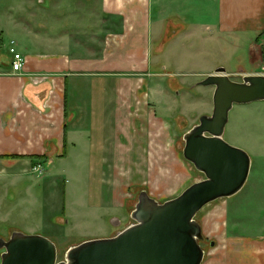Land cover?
Listing matches in <instances>:
<instances>
[{
  "label": "crops",
  "instance_id": "obj_1",
  "mask_svg": "<svg viewBox=\"0 0 264 264\" xmlns=\"http://www.w3.org/2000/svg\"><path fill=\"white\" fill-rule=\"evenodd\" d=\"M166 2L17 0L3 4L9 26L5 29L0 16V157L27 158H0V224L13 225L17 217L30 215L42 222L44 208L46 227H52L48 219L58 211L50 206L56 204L59 177L87 175L82 196L103 229L102 211L127 209L131 214L139 190L164 203L200 181L180 171L187 168L175 131L178 101L156 81L184 75L175 64L172 67L175 50L213 59V43L232 51L248 35L253 37L251 60L256 66L263 63L264 0H217L210 23L200 19L204 11L198 7L179 8L172 15ZM209 2L212 5L213 0ZM11 23L19 34L11 32ZM5 34L12 37L9 49L15 47L25 60L19 73L12 62L4 68L9 53ZM212 73L213 65L202 76ZM257 74L260 71L244 72ZM158 109L166 115H159ZM45 172L52 176L47 184L25 183ZM158 181L160 188L155 185ZM67 184L72 186L68 178L63 179L64 216L57 221L68 225L64 219ZM235 196L213 202L225 200L200 222L214 239L202 264H264V232L240 234L238 215H230ZM113 216L109 218L114 231L108 238L129 226L119 229L121 223ZM10 231L21 230L13 226Z\"/></svg>",
  "mask_w": 264,
  "mask_h": 264
},
{
  "label": "water",
  "instance_id": "obj_2",
  "mask_svg": "<svg viewBox=\"0 0 264 264\" xmlns=\"http://www.w3.org/2000/svg\"><path fill=\"white\" fill-rule=\"evenodd\" d=\"M200 85L215 88L213 112L184 135L182 154L203 180L164 203L142 190L131 225L113 237L71 247L63 261L48 238L14 231L8 240H0L1 264H202L206 251L197 215L207 205L241 192L251 171L249 155L223 139L229 113L234 105L264 101V75H244L242 82H235L220 67Z\"/></svg>",
  "mask_w": 264,
  "mask_h": 264
},
{
  "label": "rangeland",
  "instance_id": "obj_3",
  "mask_svg": "<svg viewBox=\"0 0 264 264\" xmlns=\"http://www.w3.org/2000/svg\"><path fill=\"white\" fill-rule=\"evenodd\" d=\"M16 1L17 0H0V16L3 20L2 22L5 29L8 28L9 23L7 22L8 19H6V14L4 13L2 6L5 3H7V5H10L11 3L14 4ZM166 4L167 9L174 12L172 15L176 14L179 8L185 9L191 7L195 9V7H198L197 9L204 11L200 16V19L203 22L210 23L217 7V0H213L212 5L209 0H167ZM195 17L197 18V15ZM14 27L15 26L11 23V32L19 34V30ZM250 36L251 35H248V37H246L244 41L232 51L229 50V48H221L220 43H213V45L210 46V48H213V59H207L204 57L200 58V56L193 57V55L189 54L188 50L182 48H180V50H175L173 54L174 57L171 59L172 67H174L175 64L178 69H182L184 75H176L173 76V78L166 77L162 81H156L160 86H163L162 88L168 89L171 92L172 97L176 98L178 101L179 110L174 113L176 116L174 117L176 122L175 131L178 139V147L181 154L184 148V135L199 123V119L203 115H211L213 112V95L215 88L213 87L212 90V87H204L200 85V83L206 78L205 76H202L203 71L211 65H213V72L216 69L223 67L227 72L231 73L230 78L235 82H242L244 72L260 71L261 75H264V49L261 51L263 63L256 66L250 56V43L252 41L251 38H253ZM11 38L12 37H8L6 34L3 35V42L7 51L9 49L8 45ZM168 38L173 40L174 37ZM177 39L178 37L174 40L176 41ZM255 39L256 37H254L253 41ZM5 56L4 68H7L11 65L12 57L9 53ZM172 67L170 68L171 72L173 71ZM172 79H175L176 83H173ZM176 87L179 88L175 90ZM177 92H180L182 95L178 97L176 95ZM187 94H189V96ZM158 114L166 115V113L162 112V109H158ZM223 139L230 145L244 150L249 155L252 162L250 176L245 187L231 202L230 215L234 216V213L238 215L236 219H240L242 224V228L239 229L240 234L259 235L264 232V101L246 105H234L229 113V120L224 131ZM182 159V163L187 170L181 169V173L186 174L188 177L192 176V181L203 180L205 178L204 175L199 173L191 163L187 162L184 158ZM40 166L42 168V165ZM50 178H52V176L45 172V174L39 178L31 176V181L27 178L25 183L27 181L45 185L50 181ZM65 178H68L72 184V186H68L69 184H67L68 188L66 190V217H64V219L67 221L68 225L59 224L57 221V217L64 216L63 210L65 197L63 179ZM73 179L72 177L70 179V176L59 177V186H57L56 189L58 194L56 204L55 206H50L52 209L57 208L58 211H56V214L52 213L48 219L52 227H46V210L42 208L43 225L39 216L36 218H34L33 215H30L27 218L17 217L13 225L0 224V240H8L12 234L10 231L11 227L16 226L20 228L21 231L19 232L24 234L41 235L48 238L57 247L58 261H63L66 251L71 247L90 240L108 238L114 231L109 218L110 216H113L112 214H115V218L121 223L119 229H124L126 226L133 223L131 214H129L127 209H115V211L106 209L105 211H102V213H104L103 219L106 222V228L103 229L101 222L99 223L98 220H96L95 217H92L91 213L88 211L85 195L84 197L82 196V192L87 190V175H73ZM159 182L160 181L156 182L155 185L160 188L163 185ZM42 190L44 192V189ZM142 190H139L136 193V203L138 195ZM224 201L225 200H221L215 204L212 203L210 206H207L208 208H205L203 212L198 214L196 220L200 223L203 216L208 215L209 211H213V207H220L223 205ZM134 208L135 207L132 205L130 210ZM40 212L41 211L38 212L39 215H41ZM30 228H32L31 230L34 229L36 231L31 232L29 231ZM49 235L53 238H50ZM203 237L204 239L200 244L203 250L207 252L210 250V243L213 242L214 239L206 235L204 231ZM2 253L3 250L0 249V264Z\"/></svg>",
  "mask_w": 264,
  "mask_h": 264
},
{
  "label": "built area",
  "instance_id": "obj_4",
  "mask_svg": "<svg viewBox=\"0 0 264 264\" xmlns=\"http://www.w3.org/2000/svg\"><path fill=\"white\" fill-rule=\"evenodd\" d=\"M13 44V43H12ZM9 53L12 56V68L15 72L19 73L23 70L25 60L23 56L16 50L15 47H11L9 49ZM41 166L37 167V170H40Z\"/></svg>",
  "mask_w": 264,
  "mask_h": 264
},
{
  "label": "trees",
  "instance_id": "obj_5",
  "mask_svg": "<svg viewBox=\"0 0 264 264\" xmlns=\"http://www.w3.org/2000/svg\"><path fill=\"white\" fill-rule=\"evenodd\" d=\"M0 158H3V159H15V158H18V159H21V158H27V157H12V156H5V157H0ZM31 158V157H29ZM39 158V157H37ZM32 160L36 159L34 157L31 158Z\"/></svg>",
  "mask_w": 264,
  "mask_h": 264
}]
</instances>
